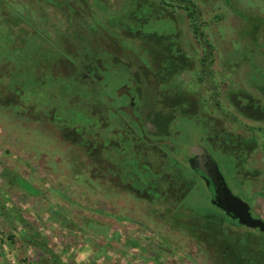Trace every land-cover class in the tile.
<instances>
[{
  "label": "rangeland",
  "instance_id": "1",
  "mask_svg": "<svg viewBox=\"0 0 264 264\" xmlns=\"http://www.w3.org/2000/svg\"><path fill=\"white\" fill-rule=\"evenodd\" d=\"M136 1L0 0V8L20 14V24L27 28L13 48L11 21L0 12V264H228L190 221L212 217L203 186L189 188L178 201V195L148 199L100 178L94 160L69 132L74 126L86 129L84 138L96 142L113 135L104 129L103 138L96 136L90 91L79 89V82L66 75L72 72L70 56L81 64H88L90 55L107 57L100 46L83 43L74 32L84 36L95 28L94 37L106 32L110 41L117 32L122 46L109 54L118 56V69L108 71L130 69L147 81L145 72L153 65L146 42L118 33L120 21L131 20L126 14ZM151 1L160 2L168 19H151L146 27L172 31L190 58L187 68L158 83L156 102H176L182 93L193 104L191 113L219 117L229 84H242L248 91L256 87L264 73V48L258 50L264 37V0ZM185 4L194 10L191 15ZM64 51L69 55L63 57ZM60 58L69 59L66 68H56ZM119 75L110 77L113 87L122 81ZM136 91L139 96L141 88ZM181 111L178 107L166 117L167 130L175 134L173 142L187 145L204 126L180 116ZM152 149L148 158L158 165L162 159ZM215 156L228 175L222 155ZM243 193L248 201L251 192ZM257 207L264 216V198ZM223 222L264 241V231Z\"/></svg>",
  "mask_w": 264,
  "mask_h": 264
},
{
  "label": "flooded vegetation",
  "instance_id": "2",
  "mask_svg": "<svg viewBox=\"0 0 264 264\" xmlns=\"http://www.w3.org/2000/svg\"><path fill=\"white\" fill-rule=\"evenodd\" d=\"M169 33L174 34L172 31ZM261 38L258 50L261 47L263 51L264 37ZM114 52L109 54L107 51L105 52L107 57L95 56L94 62H90L92 57L88 64L77 63L78 69L67 74L68 77H73L71 81L79 82L76 87L80 89L81 86L90 91L95 126L98 125L96 136H101L104 129L112 131L113 134L104 136V141L112 147L111 151L107 152L108 150L105 149L107 144L104 141L96 142L84 138L86 129L80 130L76 126L69 129L72 139L80 142L91 159L93 158L88 147L94 144L97 157L93 160L99 168V177L108 178L116 186L122 184L124 188L148 199L163 194L171 198L178 195L176 200L178 198L181 200L189 188L203 186L213 207L209 209L213 217L217 215L230 224L244 226L232 218L230 211L212 202L215 186L211 181L207 185L204 174L191 166L190 160L197 163L204 158V155L195 152L189 159L188 152L202 147L216 160L219 169L220 164L215 155L216 153L222 155L226 163L224 170L228 175L223 170L220 171L227 186L233 194L241 197L248 204L251 215L264 219L257 207L258 200L264 198V73L256 87H250L251 91L243 89L242 84L239 86L236 83L229 84L224 92V103L219 105L220 116L205 118L190 112L193 104L191 105L190 100H187L188 98L186 99L185 94L182 93L176 98V102L167 103L166 100L164 103L156 102L158 83L153 77V66L145 72L148 78L145 82L136 78L133 70L130 69L120 68L124 73L115 70L109 72L108 69L114 67L118 69L115 64L118 56ZM260 53L257 54L258 59L262 55ZM69 59H72L69 60V64L70 61H75L72 56ZM208 59L206 57L205 60ZM260 71L264 72V70ZM117 74H120L118 80L122 79V81L113 87L110 77ZM136 87L141 88L139 96ZM155 102L160 104V108ZM121 106L130 107L139 117L141 126ZM178 107L182 110L180 116L185 115L204 126L202 134L190 139L187 145L173 142L172 137L175 134L172 135L167 130L166 117L171 118L175 115V109ZM156 108L160 110L157 111ZM149 124L154 129L151 130ZM144 134L151 140H147ZM150 148H153L154 154L162 159L158 165L153 164L154 162L148 158ZM172 170L178 172L173 174ZM150 189L153 191H149ZM244 189L252 194L248 201L245 199ZM248 228L258 230L255 227L248 226Z\"/></svg>",
  "mask_w": 264,
  "mask_h": 264
},
{
  "label": "trees",
  "instance_id": "3",
  "mask_svg": "<svg viewBox=\"0 0 264 264\" xmlns=\"http://www.w3.org/2000/svg\"><path fill=\"white\" fill-rule=\"evenodd\" d=\"M49 1L52 3L54 2L55 4L58 3L57 0ZM82 1L86 2V0ZM69 3L72 4V2ZM185 7L187 8L190 15L194 12L189 4H185ZM73 10H75L76 14L80 12V9L78 10L77 7H74ZM0 12H2L5 20L11 21V25H9V31L11 33L12 39L10 41L13 48L16 49L17 41H20V39L23 38L24 33L27 31V28L20 24L23 20V17L21 18V15L18 13H11V11L7 9V7L5 8V6L0 8ZM126 15H128L131 20H129L127 24H124L122 21H120L118 33H120L122 36L125 35L140 37L142 38V40H144L143 42H146L148 52L152 57V72L156 83H161L168 80L174 73L189 66L190 58L181 46L180 42L176 38H174L173 34L169 32L166 33L156 30H149L146 27L147 23L151 19H168L166 11H163L160 2H154L151 0H137L134 8L130 10V12H128ZM190 20L193 21V19ZM193 23L194 22H192L194 31L197 32L198 26ZM92 30L95 31V28L88 29V34H84V36H82L83 34L80 32H74V36L79 37V39L83 43L100 46L104 53L109 51L113 47L115 48L114 51H117V45H119L120 47L122 46V44H120L116 39L118 37L116 36L117 32H114L115 34H112L113 39L115 38L117 41H110V39H112L111 34L107 33V35L110 36L107 38L106 32H101L98 37H94L95 32ZM65 54L69 55L67 51H64L63 57H65ZM164 55H167L170 58H168V60L164 59ZM204 57L206 59L207 56ZM88 58H92L90 62H94L93 60L95 59V55H90ZM62 59L63 58H60L57 61L58 65L56 64V68H66L67 59ZM203 62H206V60H203ZM77 63L78 62L76 61H70V67L72 71H74V69H78ZM60 72L64 73L63 70H60ZM61 78V76H57L58 80ZM88 148L92 158L95 160V157H97V149L94 147V144H92V146ZM149 191H153V189H150ZM190 221L194 224V227L199 230L204 241L206 242V245H208L213 250V252H217L216 255L226 263L264 264V241L263 243H261L249 232H235L232 227L226 225L223 222L224 219L219 216H206L202 218L191 217ZM262 238L264 239L263 236H261V239ZM257 243H259L258 246Z\"/></svg>",
  "mask_w": 264,
  "mask_h": 264
},
{
  "label": "water",
  "instance_id": "4",
  "mask_svg": "<svg viewBox=\"0 0 264 264\" xmlns=\"http://www.w3.org/2000/svg\"><path fill=\"white\" fill-rule=\"evenodd\" d=\"M122 109H125L141 126L139 117L135 115L132 109L128 106H121ZM144 137L147 140L151 138L144 134ZM199 150L195 148L188 152V157L193 155L195 152L203 153L204 158L197 163L191 162V166L199 172H202L205 177L206 184L209 185L210 181L215 186V195L212 197V202L219 205L222 209L230 211L232 218L249 227L258 228L261 231H264V219L261 217H254L249 211L248 204L239 196L232 193V191L227 186L222 172L218 168L216 160L205 151L204 148L199 147ZM195 160V159H194ZM32 188V187H31Z\"/></svg>",
  "mask_w": 264,
  "mask_h": 264
}]
</instances>
